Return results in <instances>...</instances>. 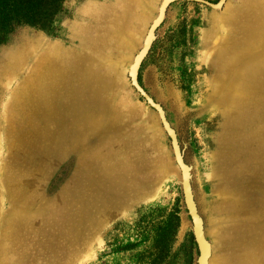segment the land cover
Wrapping results in <instances>:
<instances>
[{
    "label": "rangeland",
    "instance_id": "374dc122",
    "mask_svg": "<svg viewBox=\"0 0 264 264\" xmlns=\"http://www.w3.org/2000/svg\"><path fill=\"white\" fill-rule=\"evenodd\" d=\"M163 2L6 0L0 264H198L171 140L130 79ZM139 83L191 169L209 264H264V0L171 3Z\"/></svg>",
    "mask_w": 264,
    "mask_h": 264
},
{
    "label": "water",
    "instance_id": "95a60500",
    "mask_svg": "<svg viewBox=\"0 0 264 264\" xmlns=\"http://www.w3.org/2000/svg\"><path fill=\"white\" fill-rule=\"evenodd\" d=\"M176 1H197V2L203 3V4L213 8V9H220L223 6L224 2H225V0H221V2L218 3V4H212V3L208 2V1H205V0H164V2L162 3V6H165L163 17L160 19V16H159L156 19V21L154 22V24L152 25V27H151V29L149 31L150 41H149L148 47L144 46L142 48V50L139 52V54L136 57V59H135V61L138 62V64L136 65L137 68H136V73L134 74V76L132 75V72H133L135 66L133 65V66L130 67V79H131L133 87L139 93V95L146 101V103L151 108H153L157 112L158 117H159V119L161 121V124H162L164 130H165V132L167 133V135L169 136V138L171 140L173 152H174V155H175V160H176L178 166H180V167L181 166L182 167H188L189 168L187 187H186L185 182L184 183L182 182L184 200H185V204H186L188 213H189V215H190V217L192 219L194 235H195V239H196V242H197V245H198V249H199L198 264H202L201 263V259L203 257V253H202V249H201V243L202 242H205V243L208 244V250H207V254H206V264H208V262L210 261L211 254H212V248H211V244L206 239V236H205V233H204L203 220H202V218H201V216H200V214L198 212V208H197L196 202L194 201L192 208L187 203V193L190 194L191 198L193 197V199H195L194 198V192H193L191 169L186 164V162L184 160V155H183V152H182L179 140H178L177 133H176L175 129L172 127V125L170 124V122H169V120H168V118L166 116V112H165L164 108L162 107L161 104L157 103L145 91V89L139 83V71H140V68H141V65H142L144 59L147 57V55H148V53H149V51H150V49L152 47V44H153L154 39H155V31L158 28V26L162 23V21L164 20L165 15H166V10H167L168 6L171 3L176 2ZM177 153L179 154V159H178ZM195 221H198V223H199V225L201 227L200 235L198 234V230H197Z\"/></svg>",
    "mask_w": 264,
    "mask_h": 264
},
{
    "label": "bare ground",
    "instance_id": "6f19581e",
    "mask_svg": "<svg viewBox=\"0 0 264 264\" xmlns=\"http://www.w3.org/2000/svg\"><path fill=\"white\" fill-rule=\"evenodd\" d=\"M164 9H165V6H162L161 9L159 10L158 17L160 16V19L163 17ZM149 41H150V36H149V32H148L147 35H146V37H145V40H144V43H143V47L144 46H147L148 47ZM137 64H138V62L134 61V64L133 65L135 66V68H134V70L132 72V75L133 76L136 73V68H137L136 65ZM177 156H178V159H179V154L178 153H177ZM180 169H181V173H182V182L183 183L185 182L186 187H187L189 168L188 167H182L181 166ZM188 194L189 193H187V203L192 208L195 199H193V197L191 198L190 194L189 195ZM195 223H196V227H197V230H198V234L200 235V229H201V227H200L198 221H195ZM201 249H202V253H203V257L201 259V263L202 264H206V254H207V250H208V244L205 243V242H202L201 243ZM208 264H209V262H208Z\"/></svg>",
    "mask_w": 264,
    "mask_h": 264
},
{
    "label": "trees",
    "instance_id": "16d2710c",
    "mask_svg": "<svg viewBox=\"0 0 264 264\" xmlns=\"http://www.w3.org/2000/svg\"><path fill=\"white\" fill-rule=\"evenodd\" d=\"M6 7V0H0V10L2 9V11L4 12Z\"/></svg>",
    "mask_w": 264,
    "mask_h": 264
}]
</instances>
